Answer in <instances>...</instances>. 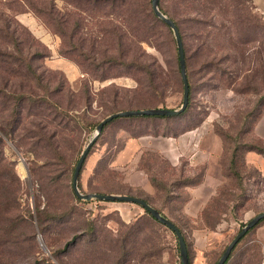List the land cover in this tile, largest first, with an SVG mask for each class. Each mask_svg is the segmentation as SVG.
I'll return each instance as SVG.
<instances>
[{
  "label": "rangeland",
  "instance_id": "obj_1",
  "mask_svg": "<svg viewBox=\"0 0 264 264\" xmlns=\"http://www.w3.org/2000/svg\"><path fill=\"white\" fill-rule=\"evenodd\" d=\"M149 1L120 8V0H0V50L17 59L10 62L14 72L0 65V90L16 95L15 101L0 99V128L17 112L7 130L11 137L0 131L1 148L21 181L19 191L4 193L0 225L8 219L13 229L0 228V264H117L122 251L128 253L122 264H182L175 234L145 218L140 206L78 202L71 192L72 171L102 120L141 97L162 100L160 108L182 106L179 88L145 95L138 81L146 79L136 70L92 66L111 43L101 30L126 35L124 59L110 51L107 57L143 63L159 56L146 43L140 49L127 33L149 19ZM162 7L185 36L191 106L181 116L111 122L86 160L81 192L143 196L182 229L192 264H216L241 229L264 213V12L252 0H205L206 30L198 31V1L162 0ZM31 92L42 98L40 106L17 97ZM28 111L35 116L27 117ZM29 132L36 138L22 140ZM53 133L59 134L54 143L60 158L50 159L47 140ZM211 172L208 197L196 209L191 194ZM36 207L58 217L44 223L49 247ZM228 264H264V221Z\"/></svg>",
  "mask_w": 264,
  "mask_h": 264
},
{
  "label": "trees",
  "instance_id": "obj_2",
  "mask_svg": "<svg viewBox=\"0 0 264 264\" xmlns=\"http://www.w3.org/2000/svg\"><path fill=\"white\" fill-rule=\"evenodd\" d=\"M112 1H116V0H112ZM120 1L122 3L120 8H125L128 6L134 5L133 0H120ZM190 1L192 3H195L198 1L199 6H200L199 9L195 10V12H196L195 17L196 18L193 19V22L197 26L196 27L197 30L198 31H202L203 29L206 30V17L208 16V14H205V11H204L205 10L204 9V1L205 0H190ZM159 7L165 15H168V17H170L176 23V25L180 31V35H181L183 45H184L187 76H188V82H189V87H190V100H189V105H188L186 111L183 113V114H185L191 106V96H192V84L190 81V60H191V57L189 55V50L187 48V43H186L185 36H184V33H183V30L181 28L180 23L174 17L170 16L168 13H166L163 10L162 0L159 1ZM149 14H150L149 19L148 18L142 19L137 27H135V26L134 27H127V30H128L127 33L129 35H132L136 39V41L138 42L137 46H139L140 49H142L143 43H146V44L150 45L151 47H153L157 51L159 56L153 57V62H143V63H132V62H130V63H127L126 61H122V60L118 61L117 58L124 59L122 56L128 54V52L126 51V49L124 48V46L121 43L122 39H123L122 37H125L126 35L125 34L119 35V33L116 29H109V30H101V34H102V37H104V41H105V39L107 40V38H105V37H110L111 39H109V40L111 41V43H109V45H107L108 49H105L101 52V54L103 56V58H102L103 60H101L98 63H96V62L92 63V66L95 68L96 71H100V68H103L105 65H109L110 68H115L118 66L126 65V67H128V68L136 70V72L138 74L142 75L146 79V81H145L146 84L145 83L143 84V82L138 81L140 88H146L147 89L145 95L147 93H152L153 95H156V94L159 95L161 92L160 91L161 89H164V88L169 87V86H172L173 88H179L181 90V92L183 93L184 85H183V81H182V77H181L179 53H178V48H177V44H176V40H175V37L173 35V32L170 29V27L164 21H162L161 19H159L155 15V13L152 9V0L149 1ZM164 31L169 35V39H170L169 42H168V40L164 39L165 38ZM7 35L10 36V33L7 32ZM199 35H200V39H203L204 34L202 35V33L201 34L199 33ZM4 48H6V47H4ZM5 50H7V49H5ZM95 51H97V50H95ZM109 51L110 52H117V54L118 55L120 54L121 57H117V58L115 56L107 57V55H108L107 53ZM0 59H1L0 65H3V67L1 68L2 70H4L5 72H8V73L14 72L13 66L10 65V62L17 61V59L11 53L6 52V51L4 52V51L0 50ZM4 91L5 90H2V91L0 90V99H1V97H5L7 100L14 99V101H15V99H16L15 98V96H16L15 92L5 91L8 94H4ZM9 96H12V97H9ZM17 97L22 102L29 100L31 102L32 108H35L36 106H40L42 104V101H41L42 98L38 97V95L35 94L34 92L29 93L27 95V97L25 96V94H20ZM45 102L48 103L49 105L54 104L60 108L58 103H54L53 101H50V100H49V102L48 101H45ZM160 103L162 104L163 101L157 100V99H149L146 97L145 98L141 97V99H139L137 101L134 100V101L128 102L127 103L128 107L125 108V110L117 111L115 113L123 112V111H139V110H147V109H169V108H160L159 107ZM53 106H51V107H53ZM16 113L17 112L15 110H13L11 112L10 118L6 122V125L4 127L0 128V131L2 132V134L6 138L11 137L10 133L7 130L12 129V123H11L12 120L11 119L14 118ZM115 113H112V114H115ZM112 114H110V115H112ZM183 114H181V115H183ZM181 115H179V116H181ZM29 116H35V115H33V113H30L28 111L27 117H29ZM149 117H162V116H142V117H124V118H129V119L130 118H136L137 119V118H149ZM162 118H170V117H162ZM117 119H120V118H117ZM117 119H115V120H117ZM108 125H106L104 127L102 133L104 132L105 128ZM23 131H27V130L23 129ZM102 133H101V135H102ZM32 134H33V132H29L28 135H23L22 140L35 139L36 136L33 137ZM58 135H59L58 133H56V134L53 133L51 136H49V139L47 140L48 154H50V156H52V158H50V159H54V158H56V156L60 155L58 153L59 146L57 143L56 144L54 143L55 142L54 140L58 137ZM97 141H96V143H97ZM2 144L4 145V141L2 140V137H0V148H1ZM95 144L93 145V147L95 146ZM92 148H91V150H92ZM91 150H90V152H91ZM90 152H89V154H90ZM89 154H88V156H89ZM58 158H60V156H58ZM85 163H86V161H85ZM85 163H84V165H85ZM84 165H83V168H84ZM75 167L72 171V176L70 178L71 179V192L73 193L74 198L77 199L78 202H82L75 195L73 187H72ZM83 168H82V170H83ZM82 170H81V173H82ZM81 173H80V176H81ZM79 180H80V178H79ZM12 187H15L16 191H19L21 189V181L15 172L14 163L7 160V158L5 157L4 152L2 151V148H1L0 149V211H2L4 206L7 205V198H6V195L4 193L7 190L11 191ZM79 188H80V191L83 192L81 182H79ZM90 194L127 195V196L137 197V198L144 200L148 204H150L153 208L158 210L164 217H166L164 215V213L159 208H157L154 204H152L149 200H147L143 196L134 195V194H130V193L113 194V193H108V192H102L100 190L93 191V193H90ZM7 196L9 199L11 198V200L16 203V197H14L13 195H9V194H7ZM14 210L17 211L19 209H14ZM36 212H37L38 226L40 228V232L43 235L44 240L49 247L48 240L46 237L47 231L45 232L46 227H45L44 223L45 222H51L52 220L55 221L58 217H56L57 215L52 216L53 214H50L48 210L40 209V207H36ZM145 212H146L145 218H147L148 220H150L153 223L165 226L162 223H160L159 221H157L147 211H145ZM21 213L23 214V212H21ZM26 215H23V216L25 218L24 219L25 222L28 223L29 218L30 217L32 218V211L30 209H28ZM49 216H50L49 219L43 218V217H49ZM167 219H169V218H167ZM169 220L172 221L178 227V229L182 232V234L184 235L182 229L173 220H171V219H169ZM8 221H9L8 219H6V221L1 220L2 225H0V228L1 229H5V228L13 229V227H11L10 225H7ZM263 221L264 220H262L260 223H262ZM256 227H254L253 229H255ZM253 229H251L247 233V235ZM78 237H79V235L74 236L73 239L69 243H67V245H70L71 243H73V244L76 243ZM184 238H185L187 248H188V243H187L185 235H184ZM239 243L233 249L229 259L227 260V262L225 264H228L230 262V260L232 259L234 252H235L237 246L239 245ZM127 254L128 253L126 251H122V252L118 253L117 254L118 258H117L116 263L122 264V261L127 256ZM53 255L55 256V253H53ZM188 255H189V249H188ZM40 263H41L40 261L36 262V264H40ZM189 263L192 264L191 259H190V255H189Z\"/></svg>",
  "mask_w": 264,
  "mask_h": 264
},
{
  "label": "water",
  "instance_id": "obj_3",
  "mask_svg": "<svg viewBox=\"0 0 264 264\" xmlns=\"http://www.w3.org/2000/svg\"><path fill=\"white\" fill-rule=\"evenodd\" d=\"M159 1L160 0H152V9L155 13V15L164 21L172 30L173 35L176 40L178 53H179V63H180V69H181V77L184 85V91H183V103L182 106L179 109H147V110H139V111H123L118 112L115 114H112L108 117H106L104 120H102L96 127V132L84 151L82 152L78 163L75 167L74 175H73V182L72 187L74 190L75 195L84 201H91V200H98L103 202H125V203H131L136 204L143 208L145 211H147L151 216H153L157 221L165 225L168 229H170L176 236L178 245H179V251L181 256V263L182 264H190L189 263V255H188V248L187 244L184 238V235L182 232L178 229V227L169 219L164 217L158 210L153 208L150 204L145 202L144 200L127 196V195H104V194H84L80 191L79 188V178L80 173L83 168V165L88 157V154L93 147V145L96 143L98 138L100 137L104 127L111 123L113 120L117 118H124V117H142V116H162V117H175L183 114L188 105L190 100V87L188 82V76H187V68H186V58H185V51H184V45L183 41L180 35V31L176 25V23L167 15H165L160 7H159ZM262 220H264V213L254 217L247 225L241 229V231L236 235V237L232 240V242L228 245L227 249L225 250L224 254L222 255L221 259L217 264H225L227 260L229 259L233 249L236 247V245L247 235V233L256 227ZM44 249L45 246L43 245Z\"/></svg>",
  "mask_w": 264,
  "mask_h": 264
},
{
  "label": "crops",
  "instance_id": "obj_4",
  "mask_svg": "<svg viewBox=\"0 0 264 264\" xmlns=\"http://www.w3.org/2000/svg\"><path fill=\"white\" fill-rule=\"evenodd\" d=\"M253 4L255 7H257L260 11H263L264 12V0H252ZM171 145V144H170ZM167 147V146H166ZM197 154H199V156L203 159L204 158H207L208 157V154L207 153H203V152H198ZM212 174L211 173H207V176H206V179L204 181V184L198 188L197 190L193 191L192 194H191V198H192V203L195 204V205H199L198 208L196 209H201L202 208V205H203V199L206 197H208V194H207V191H206V186L209 184L210 182V175ZM205 198V199H206ZM122 209L124 210H131V208L129 207H122Z\"/></svg>",
  "mask_w": 264,
  "mask_h": 264
}]
</instances>
